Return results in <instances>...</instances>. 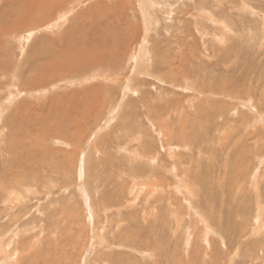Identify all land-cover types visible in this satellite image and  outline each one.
Returning <instances> with one entry per match:
<instances>
[{"label":"rangeland","instance_id":"1","mask_svg":"<svg viewBox=\"0 0 264 264\" xmlns=\"http://www.w3.org/2000/svg\"><path fill=\"white\" fill-rule=\"evenodd\" d=\"M20 1L0 264H264V0Z\"/></svg>","mask_w":264,"mask_h":264},{"label":"bare ground","instance_id":"2","mask_svg":"<svg viewBox=\"0 0 264 264\" xmlns=\"http://www.w3.org/2000/svg\"><path fill=\"white\" fill-rule=\"evenodd\" d=\"M18 1H20V0H18ZM21 1H22V0H21ZM21 1H20V2H21ZM30 1H31V0H30ZM33 1H34V0H33ZM40 1H45V0H40ZM52 1H53V3H55V2H54L55 0H52ZM52 1H51V2H52ZM137 1H138L139 3H141L142 0H141V1H140V0H137ZM164 1H165V0H164ZM0 2H1V0H0ZM10 2H11V1H10ZM62 2H63V1H62ZM5 3H6V2H5ZM57 4H58V3H57ZM37 5H38V4H37ZM44 5H45V4H44ZM49 5H50V4H49ZM55 5H56V4H55ZM12 6H13V5H12ZM29 6H30V4H29ZM26 7H27V6H26ZM48 8H49V7H48ZM39 9H40V8H39ZM52 9H54V8H52ZM47 10H48V9H47ZM50 10H51V9H50ZM30 11H31V10H30ZM41 11H42V9H41ZM44 11H45V10H44ZM39 12H40V11H39ZM36 13H37V12H36ZM27 16H29V15L27 14ZM20 17H21V14H20ZM63 17H64V15H63ZM24 18H25V17H24ZM27 18H28V17H27ZM27 18H26V19H27ZM33 19H34V18H33ZM35 21H37V20H35ZM17 22L21 24V22H19V21H17ZM64 22H65V21H64ZM18 23H17V25H18ZM22 23H23V22H22ZM24 23H26V22H24ZM65 23H66V22H65ZM111 23H112V22H111ZM10 24H11V23H10ZM20 24H19V25H20ZM14 25H15V24H14ZM14 25L12 24L13 27H11V28H14ZM23 25H26V24H23ZM32 25H33V24H32ZM107 25H108V24H107ZM9 26H10V25H9ZM61 26H62V25H61ZM15 27H16V25H15ZM17 27H18V26H17ZM59 27H60V26H59ZM10 30H11V29H10ZM33 31H34V30H33ZM8 33H9V32H8ZM111 34H112V33H111ZM83 35H84V34H83ZM85 36L87 37V35H85ZM88 36H89V35H88ZM108 36L110 37V35H108ZM90 37L92 38V36H90ZM22 39H23V38H22ZM82 39H83L82 41H84V39H86V38L83 37ZM94 39H95V38H94ZM104 39H105V38H104ZM104 39L102 40L103 42H104ZM114 39H115V38H114ZM91 40H92V39H91ZM20 41H21V40H20ZM114 41H115V40H114ZM92 42H93V41H92ZM92 42H90V43H92ZM97 42H98V40H97ZM110 42H111V41H110ZM112 42H113V41H112ZM117 42H118V41H117ZM117 42H116V43H117ZM25 43H26V42H25ZM81 43H83V42H81ZM107 43H108V42H107ZM19 44H20V43H19ZM79 44H80V43H79ZM83 44H84V43H83ZM88 44H89V42H88ZM96 44H97V43H96ZM96 44H95V46H96ZM100 44H101V43H100ZM113 44H114V43H113ZM113 44H111V45H113ZM122 44H123V43H122ZM21 45H22V43H21ZM102 45H103V44H102ZM27 46H28V45H27ZM86 46H87V45H86ZM92 46H94V44H93ZM92 46H91V47H92ZM98 46H99V45H98ZM105 47H106V46H105ZM24 48H25V47H24ZM88 48H89V47H88ZM111 48H112V47H111ZM84 49H86V48H84ZM21 50H22V49H21ZM104 50H105V49H104ZM102 52H103V51H102ZM97 53H98V52H97ZM104 53H105V52H104ZM116 53H117V52H116ZM109 54H110V53H109ZM109 54H108V55H109ZM103 56H104V54H103ZM106 57H107V56H106ZM110 57L112 58L111 55H110ZM93 60H95V59H93ZM111 60H112V59H111ZM96 61H97V59H96ZM92 64H93V63H92ZM3 67H4V66L2 65V68H3ZM87 67H88V66H87ZM37 83H39V82H37ZM13 98H14V97H13ZM164 129H165V128H164Z\"/></svg>","mask_w":264,"mask_h":264}]
</instances>
